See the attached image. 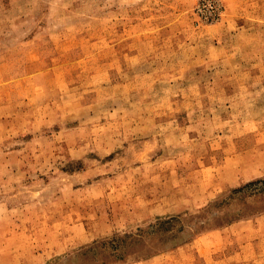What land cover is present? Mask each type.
I'll return each mask as SVG.
<instances>
[{
  "label": "rangeland",
  "instance_id": "obj_1",
  "mask_svg": "<svg viewBox=\"0 0 264 264\" xmlns=\"http://www.w3.org/2000/svg\"><path fill=\"white\" fill-rule=\"evenodd\" d=\"M0 264H264V0H0Z\"/></svg>",
  "mask_w": 264,
  "mask_h": 264
}]
</instances>
